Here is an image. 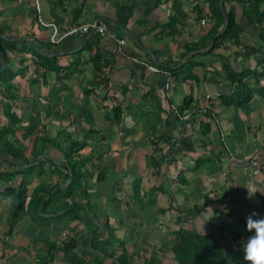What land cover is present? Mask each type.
<instances>
[{
    "label": "crops",
    "instance_id": "0c3cea01",
    "mask_svg": "<svg viewBox=\"0 0 264 264\" xmlns=\"http://www.w3.org/2000/svg\"><path fill=\"white\" fill-rule=\"evenodd\" d=\"M243 1L223 0L220 4L219 0L226 12L233 9L235 13L238 43L230 40L207 53L224 28V19L222 22L213 14L207 0H178L179 6L174 0H38L39 13L35 0H0V40L2 45L3 41L14 43L15 48L6 44L7 64L19 72L10 82L0 83V136L3 128L14 124V132L7 138L17 137L29 159L28 163L12 157L0 139V264H98V258L108 264L111 258L98 250L107 237L105 227H111L129 251L143 247H137L131 236L140 227L134 216L142 210L140 205L149 206L152 212L156 205L134 204L150 200L153 189L157 195L168 193L172 181L179 186L175 198L183 193L189 201L193 199V205L200 197L208 200L202 212L210 209L209 230L218 241L219 236L223 239V245L242 250L241 241L248 235L247 216L254 209L264 214V171L252 175L231 159L258 158L264 165V97L255 92L241 105L228 104L222 98L235 86L230 84L224 64L236 70L264 71L259 25L244 14L249 4ZM208 14L210 20L201 23ZM38 15L44 22L54 23L60 33L72 26L90 27L52 43L53 28L40 24ZM173 17L174 26L167 27ZM96 23L115 36L99 33ZM116 38L125 39L123 52L117 51ZM21 46L24 51L18 50ZM188 60L196 64L191 69H176L169 98L179 106L189 102L187 109L200 108L209 100L220 129L215 124L206 136L198 133L197 138L200 131L194 119L186 134L192 140V150L165 156L171 151L168 134L174 138L189 126L172 115L165 116L167 99L162 88L166 76L148 64L167 69L165 66L179 67ZM251 85L256 87V83ZM10 113L18 122L13 123ZM195 116L200 119L202 114ZM35 140V150H43L34 158ZM72 143L77 150L75 159L83 162L81 184L87 194L73 198L62 194L54 201L57 191L66 190L70 182L63 150H69ZM197 157L199 163L191 168ZM38 158L45 159L43 171L39 173L35 165L32 173L26 172ZM155 158L161 161L156 166ZM178 167L184 169L186 184L180 181ZM22 183L25 205L15 218L16 197L11 192L1 193L8 187L18 192ZM256 187L249 197V189ZM116 192L124 199H116ZM227 196L231 198L219 208ZM46 200L49 202L42 210ZM72 201L79 203L75 212L69 211ZM110 207L121 214H111ZM221 224L226 227L220 229ZM145 228L138 231H144L138 240L148 245ZM121 230L123 235L118 234ZM95 231L97 239L92 237ZM71 238L78 239L74 248H60ZM51 243L55 247L49 250ZM143 253L140 248L134 254L135 264L151 258L147 254L140 260L137 255Z\"/></svg>",
    "mask_w": 264,
    "mask_h": 264
},
{
    "label": "trees",
    "instance_id": "16d2710c",
    "mask_svg": "<svg viewBox=\"0 0 264 264\" xmlns=\"http://www.w3.org/2000/svg\"><path fill=\"white\" fill-rule=\"evenodd\" d=\"M207 1L209 2V5L212 8L211 11L213 12V14L215 13V15L220 19V21L223 22L224 18H223L221 6L219 5V0H207ZM174 2L177 4V6H179L178 0H174ZM243 2L249 4V6L244 10V14L251 15V19L253 23H256L257 25H259L258 36L259 38H261V42H264V0H248V1L246 0ZM177 11L178 13H180V7L177 8ZM227 15H228V24L226 26V29L214 38V42L212 43L210 48L207 50V53L211 52L215 48L224 46L225 43L230 40H234V43H238L237 33L239 30V26L235 22V13L233 9H229V11H227ZM175 22H176V18L173 17L170 23H168L166 26L171 28L174 26ZM216 32L217 31H215L212 34L211 38H213ZM6 44L8 46L10 45L12 48H15V45L13 42L3 41V45H2V40H0V51L6 63L5 69L0 72V83L10 82L19 73L17 70L13 69L7 64L8 58L6 56ZM18 50L24 51L25 47L21 46V48H18ZM195 64H196L195 61L188 60L182 66L174 67V66L169 65V66H165V68H167V70H169L172 73V75H174V72H176V69H182L185 66L187 67V69H191L193 66H195ZM0 67H1V64H0ZM224 69L227 73V78L230 81V84L235 85L234 88L228 94H226L225 96H222V98H225L228 104L236 103L237 105H241L242 103L248 102L252 99V96L254 95L255 92H257L261 97H264V84L259 83V78L264 76V71L258 72L257 70L248 69V68L236 70L227 64H224ZM249 76H251L252 78L254 77V80L257 83L255 88L252 87L251 82L248 79ZM188 105H189V102L184 105H181L180 106L181 110H187L185 106H188ZM116 107L117 108L115 109L114 107V109L118 111L119 106H116ZM198 109H200L199 106H196V107L191 108L190 110H192V113L194 115L197 112L202 114V117L198 120V122L197 121L196 122H197V125L199 126L198 129L200 133L206 136V134L210 132L211 127L215 125L214 116L212 114V111L209 109H205L202 111H199ZM215 115L218 116L217 113H215ZM10 116H11L13 123L18 122L16 115H14L13 113L12 114L10 113ZM193 120H194V117L191 120V123L193 122ZM176 121H178L179 123L187 124V121L181 122L177 119ZM14 128H15L14 124L12 126L3 128V131L1 132V136H0V139L1 138L4 139L2 141V145L5 146L6 148L5 150L10 155H12V157L16 159L22 158L24 161L28 162L29 159L24 156L25 147L22 144L18 145V138L14 137L15 140L14 139L11 140L7 138L8 137L7 135L9 133L13 134ZM171 138H172V142L170 141L171 144L170 142H168L169 148L171 149V151L166 152L165 156L178 155L180 153L183 154L184 152L182 149L192 150V140L186 134H184V131H183V134L178 133V135L174 138L171 137L170 134H168V140H171ZM45 139L49 140L48 137H46ZM180 140L182 144L180 142V145H178L177 141L179 142ZM37 141L38 140H35L33 142L34 150H32V156L34 155V158L36 155L41 153L43 150V149L39 151L35 150L34 146ZM73 144L74 143L70 145L71 147H69L70 148L69 150L68 149L63 150L64 163L69 166V170L71 172L70 182L67 185L66 190L57 191L58 193H62L64 197H70V198H73L74 196L79 195L81 193L85 195L87 194V191L83 189L84 187L81 184L82 183L81 179L83 177V172L81 171V165L83 164V162H80L79 160L75 159L74 155L77 153V150ZM34 158H33V161L35 160ZM43 160L45 159L38 158L36 164L32 163L30 164V166L27 167L26 172L32 173L35 165L38 167L37 171L39 173L42 172L43 162H44ZM159 163H161L160 159L155 158V166ZM198 163H199V159L197 157L196 163H194V166L191 168H195V166H197ZM183 171H184L183 168L179 169L178 176H181L180 177L181 183L186 184L187 179L185 178V175L182 174ZM64 176L68 177L69 172L65 173ZM42 190L43 189L41 187V191ZM12 191H13L12 187H8L1 194L3 195L5 193H10ZM15 197H16L17 204L13 212V216L16 218L19 215L18 214L19 211H21L25 205V188L23 189V183L22 185H20L18 194H16ZM174 201H175L174 198L171 197L170 202H169L170 203L169 206H171V208H173L175 204ZM48 202L49 200H46V202L43 203L42 210H45ZM36 203H38V199L36 200ZM207 203H208V200H205V203L202 205L196 203L192 205V207L185 209L184 212L186 214H189L191 217L196 216L204 210ZM78 205L79 203L77 201H72L71 204L69 205L70 207L69 211L75 212ZM51 219L55 220L54 217H51ZM219 227L220 229L221 228L224 229L226 226L224 224H221L219 225ZM113 232L114 231L111 227H108V226L105 227V234L107 235V237L104 241L101 242L99 249L98 247H96V249L103 252L105 254L104 255L105 257L111 258L112 262L108 264H135L133 262V256L134 254H137L140 248L142 247H138L134 251L133 250L129 251L124 240H121L115 237ZM172 234H173V238L171 240H168L166 237L163 240L161 239V242H159L161 244L157 243V245L155 246L153 245V250L156 249L157 254L153 252L151 255V258L149 260H145L142 264H159L160 262L159 259L161 258L159 253L161 254L160 252L161 249H168L173 254V258L176 264H247V262L243 260V252L241 249L231 248V247L223 245V243H220L216 239L212 230L209 231V233L204 234V233H200L195 230H192V229L189 230L184 227H180L177 230H175ZM98 235L99 233L95 231L92 237L94 239H97ZM77 242H78V239L71 238L68 241L64 242L62 247L60 248H63L69 251L76 246ZM142 244L144 247V245L146 244L144 240L142 241ZM114 245L120 246V249L118 250L117 247H114ZM54 247L55 245L53 243L48 245L49 250H51V248H54ZM102 260L98 258L97 263L106 264V263H103Z\"/></svg>",
    "mask_w": 264,
    "mask_h": 264
},
{
    "label": "rangeland",
    "instance_id": "374dc122",
    "mask_svg": "<svg viewBox=\"0 0 264 264\" xmlns=\"http://www.w3.org/2000/svg\"><path fill=\"white\" fill-rule=\"evenodd\" d=\"M41 1H43V0H41ZM251 82L256 83L254 80V77L252 78ZM259 82L264 83V76L259 78ZM256 85H257V83H256ZM253 97H254V95L252 96V98ZM216 118H217V122H218L219 121L218 116H216ZM217 122H215V124H217ZM220 126L222 127V125H220ZM190 127L191 126L187 127L188 129L186 131H184L185 134L189 133ZM198 133H200V132H197V138L200 137L198 135ZM202 139H204V138H202ZM179 168H181V167H178V169ZM33 173H35V172H33ZM206 175H208V173H206ZM29 177H30V175H27L28 179H29ZM182 186H183V188L189 187V185H182ZM207 186L209 187V183L207 184ZM177 187H179L177 185V183H174V181H172L167 186L168 193H165V194L162 193V194L157 195L155 192V189H153L150 192V194L151 195L153 193L154 194L150 198V200L146 201L144 199L143 201H139V203L134 204L135 206H139L141 203H145L146 205H149L150 203H154L156 205V207L153 208V212L150 211L149 206L140 205L142 207V210L134 216V218H135L134 221H135V223H137V227L140 226V227H138V229L134 233L131 234V236H133L135 239V243H136L137 247L139 244L140 245L142 244V240H138L144 234V231L138 232L141 229V227H143V226L146 227L145 229H146L147 239L150 240L148 245L146 244L144 247H142L143 251L145 252L142 254L143 256L141 254L137 255V256L140 255L139 256L140 260L145 259L147 254L152 255L153 252L156 253V249L153 250V246L149 247L150 245L155 246V245H157V243H159V241H161V239L163 240L166 237L168 240L172 239L173 235H172V233H168L169 230L177 229L178 227H184L186 229H189V230L192 229V230H195L197 232L204 233V234H206L207 232L209 233V231H210L209 225L211 223V221H210L211 212H209L210 209L207 212H204V213L201 212L198 215L193 216V217H191L189 214H186L184 212V210L187 209V207H191L193 205L194 201H193V199H190V201H189L183 193H179V194H181V196H177V198H175L174 193L178 194ZM207 191L208 190H205V192H207ZM17 193L18 192H16V191L11 192V194H13V196H16ZM58 196H60V197H58ZM61 197H62V193H57L54 195V197L52 199H54V201H55L56 199H59ZM170 197L174 198V200H175L174 201L175 204H174L173 208H171V206H169ZM230 198H231L230 196H227L222 201L223 204L219 205V208L222 207L225 204L224 202H226V200H229ZM197 202H198L197 204H200V205H202L201 204L202 202L205 203L204 197H200V199L197 200ZM208 205L209 204H207L206 206H208ZM67 208H69V207H67ZM109 210H110L111 214H113V215H120L121 214L119 209L116 210L115 208L110 207ZM145 216L148 218L147 220H146ZM125 218H128L130 223L132 224V220L129 216H125ZM139 233H141L140 237H139ZM118 234L123 235V231L122 230L119 231ZM167 235H169V236H167ZM219 241L223 242V239L220 238V236H219ZM224 241H226V240L224 239ZM153 242H154V244H152ZM228 242L231 244H234V242H232L230 240ZM118 243H119V241H118ZM159 244H161V243H159ZM223 244H225V242H223ZM228 247H230V246L228 245ZM160 252H161V254L159 253V255L161 256V258L159 259L160 260L159 264H175L174 260H172L173 259L172 253L168 249H161Z\"/></svg>",
    "mask_w": 264,
    "mask_h": 264
},
{
    "label": "built area",
    "instance_id": "2783aa9c",
    "mask_svg": "<svg viewBox=\"0 0 264 264\" xmlns=\"http://www.w3.org/2000/svg\"><path fill=\"white\" fill-rule=\"evenodd\" d=\"M35 5H36V9L37 12L39 13V4H38V0H35ZM38 18V22L42 25H50L53 28V32L50 36V41L52 43H58L61 41V39H63L65 36H67L68 34H72V33H77V32H86L88 31L90 25L89 24H84V25H80V26H72L71 28H69L67 31H64L62 33H60L57 29V26L54 23H46L43 21V19L40 17V15L37 16ZM210 20V14L206 15L205 17H203L201 19V23H205L207 21ZM94 28L95 30H97L99 33L101 34H109L111 37L115 36L112 32H110L109 30L106 29L105 26H102L100 24H94ZM117 39V51L118 52H123V47L125 45V39L124 38H116ZM148 67L153 70V71H161L165 74L166 76V80L164 83V87L162 88L163 90V94L167 99L166 105L164 106V113L165 116L168 115H172L174 118H176L177 120L181 121V122H185L187 121V126H192L193 122L191 123V120L194 119L198 122L199 118H195L196 116L192 113V110L187 109V110H181L180 106L174 102H172L169 98V93H170V89H171V83H172V73L167 70V69H159L156 66L150 65L148 64ZM210 96H206V98H209ZM169 98V100H168ZM40 100L43 102H47L46 99L41 98ZM205 109H209L212 111V114L214 116V121L217 122V118L215 115V109L212 106V104L210 103V101H206L204 102L203 105L200 106V110H205ZM189 120V121H188ZM217 128L220 129L219 127V121L217 122ZM221 132V131H220ZM232 160H236L238 161L241 165H243V167L247 170H250L251 173L253 175H257V174H261L264 171V165L262 162L259 161L258 158H250V159H236L234 157H231ZM116 199L118 200H123L124 199V195L121 192H116Z\"/></svg>",
    "mask_w": 264,
    "mask_h": 264
},
{
    "label": "clouds",
    "instance_id": "9594fccd",
    "mask_svg": "<svg viewBox=\"0 0 264 264\" xmlns=\"http://www.w3.org/2000/svg\"><path fill=\"white\" fill-rule=\"evenodd\" d=\"M257 189H249V197ZM246 230L248 235L241 241L243 260L247 264H264V214L254 209L246 218Z\"/></svg>",
    "mask_w": 264,
    "mask_h": 264
},
{
    "label": "water",
    "instance_id": "95a60500",
    "mask_svg": "<svg viewBox=\"0 0 264 264\" xmlns=\"http://www.w3.org/2000/svg\"><path fill=\"white\" fill-rule=\"evenodd\" d=\"M222 1H223V0H220V4L222 3ZM221 9H222L223 17H224V28H223L221 31H219L218 34L222 33V32L226 29V26H227V24H228V15H227V12H226V10H225L223 7H222ZM91 31H92V30H91ZM91 31H90V33L85 37V41H87L88 37H89L90 34H91ZM218 34H217V35H218ZM131 37H132V35H131ZM132 38H133V37H132ZM133 40H134V38H133ZM213 42H214V39L212 40L211 45H212ZM0 58H1V67H0V72H1V71H3V70L5 69V62H4V59H3V57H2L1 51H0ZM70 178H71V177H70Z\"/></svg>",
    "mask_w": 264,
    "mask_h": 264
}]
</instances>
